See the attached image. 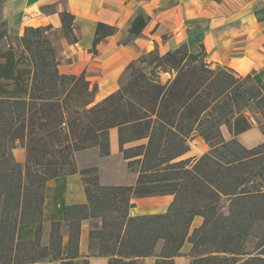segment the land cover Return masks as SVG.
I'll return each instance as SVG.
<instances>
[{
    "label": "trees",
    "instance_id": "obj_1",
    "mask_svg": "<svg viewBox=\"0 0 264 264\" xmlns=\"http://www.w3.org/2000/svg\"><path fill=\"white\" fill-rule=\"evenodd\" d=\"M60 18L61 34L77 43L74 16L63 11ZM147 25L133 15L124 43L141 37ZM51 31L27 27L15 38L17 53L0 20V264H74L84 220H98L90 256L108 264H144L149 257L175 264L181 256L191 264H264V143L248 149L237 140L257 115L264 136V91L252 76L209 62L204 47L191 53L182 44L164 55L143 54L126 68L120 88L95 102L97 87L86 73H60ZM117 31L99 23L92 52ZM114 128L129 168L138 173L135 186H101L97 168L76 165L75 153L91 147L108 156ZM195 137L209 151L182 159ZM17 143L26 151L24 163L14 157ZM73 174L82 177L87 203L66 207L43 244L46 185ZM167 195L174 201L165 214L130 216L133 199ZM196 217L203 223L192 230ZM20 225L36 226L35 238L17 240Z\"/></svg>",
    "mask_w": 264,
    "mask_h": 264
},
{
    "label": "crops",
    "instance_id": "obj_2",
    "mask_svg": "<svg viewBox=\"0 0 264 264\" xmlns=\"http://www.w3.org/2000/svg\"><path fill=\"white\" fill-rule=\"evenodd\" d=\"M38 8L41 17L24 22L28 11ZM68 11L74 16V32L77 43H70L62 34L60 13ZM148 20V25L139 38L124 43L129 38L133 15ZM0 20L7 23L12 39L24 35L27 27L52 26L60 36L53 45L57 51L59 71L66 75L86 73L91 87H97L95 102H100L120 88V80L130 63L143 54L157 50L161 55L186 44L191 53H199L202 47L207 60L234 70L238 75H251L264 91V0H4L0 8ZM99 23L117 27L115 35L107 37L93 53V40ZM8 44V43H7ZM9 45V44H8ZM260 116L251 118L252 128L237 140L252 149L264 143L258 122ZM226 140L233 135L227 127L222 128ZM110 154L102 156L99 147H91L75 153L79 169L97 168L101 186H135L138 173L130 169L119 146V132L110 131ZM131 146H135L133 143ZM209 151V146L200 137L190 143V151L182 159L199 158ZM15 159L24 163L26 151L17 147ZM174 197L157 196L133 199L131 217L165 214ZM87 203V196L80 174L50 180L45 188L43 206V244L49 241L51 224L64 220L65 209L72 205ZM95 220H84L79 238V258L74 264H108L105 257L90 256V231ZM203 223L196 217L192 230ZM36 226L20 225L17 240H33ZM159 243L157 252L160 251ZM68 236L63 239V255L67 254ZM191 245L186 244L184 254H189ZM90 256V257H89ZM175 264H191L188 256L176 257ZM45 264H60L47 261ZM144 264H156L155 257Z\"/></svg>",
    "mask_w": 264,
    "mask_h": 264
},
{
    "label": "rangeland",
    "instance_id": "obj_3",
    "mask_svg": "<svg viewBox=\"0 0 264 264\" xmlns=\"http://www.w3.org/2000/svg\"><path fill=\"white\" fill-rule=\"evenodd\" d=\"M59 36H60V34H59L57 31H51V32L49 33V37H50V39H51L52 42H53V41H57V40L59 39ZM11 42L14 44L17 53H20V52L22 51V49H21L19 43H18L15 39H12ZM169 78H170L169 75H164V76H163V79H164L165 81H166L167 79H169ZM133 144H134L135 146L142 145V144H146V140H144V141H140V142H135V143H133ZM16 147H20V144L17 143V144H16ZM125 147H126V148L131 147V144H127V145H125ZM131 161H132V160H131ZM97 222H98V220H95L94 223H97Z\"/></svg>",
    "mask_w": 264,
    "mask_h": 264
},
{
    "label": "built area",
    "instance_id": "obj_4",
    "mask_svg": "<svg viewBox=\"0 0 264 264\" xmlns=\"http://www.w3.org/2000/svg\"><path fill=\"white\" fill-rule=\"evenodd\" d=\"M41 15H42L41 10L38 8H35V9H32V10L28 11L27 13H25V15L23 17V21L29 22V21H32L34 19L41 17Z\"/></svg>",
    "mask_w": 264,
    "mask_h": 264
}]
</instances>
